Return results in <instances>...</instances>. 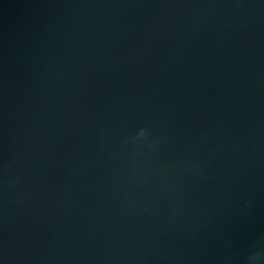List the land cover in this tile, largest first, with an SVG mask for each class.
I'll return each mask as SVG.
<instances>
[{"label": "water", "instance_id": "obj_1", "mask_svg": "<svg viewBox=\"0 0 264 264\" xmlns=\"http://www.w3.org/2000/svg\"><path fill=\"white\" fill-rule=\"evenodd\" d=\"M0 264H264V0H0Z\"/></svg>", "mask_w": 264, "mask_h": 264}, {"label": "clouds", "instance_id": "obj_2", "mask_svg": "<svg viewBox=\"0 0 264 264\" xmlns=\"http://www.w3.org/2000/svg\"><path fill=\"white\" fill-rule=\"evenodd\" d=\"M145 134H146V130L141 129L140 135L143 136V135H145Z\"/></svg>", "mask_w": 264, "mask_h": 264}]
</instances>
